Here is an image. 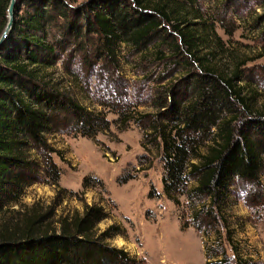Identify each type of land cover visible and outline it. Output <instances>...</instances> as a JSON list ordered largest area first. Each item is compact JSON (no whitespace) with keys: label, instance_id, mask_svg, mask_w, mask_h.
<instances>
[{"label":"trees","instance_id":"1","mask_svg":"<svg viewBox=\"0 0 264 264\" xmlns=\"http://www.w3.org/2000/svg\"><path fill=\"white\" fill-rule=\"evenodd\" d=\"M9 1L0 0V35ZM195 3L90 0L72 8L64 0L16 1L13 28L0 45V264H144L109 244L122 233L119 227L98 231L109 217L102 206L86 205L82 215L61 219L58 231L43 225L40 216L20 215L13 209L45 168L53 184L59 180L46 134L59 131L95 140L109 131L105 113L80 105L58 81L56 68L73 62L91 38L111 54L117 43L135 54L150 55L152 50L159 62L183 71L161 98L155 95L151 103L155 112L134 122L160 154L162 194L176 207L185 196L192 226L210 240L204 244L206 259L245 264L234 254L230 260L222 247L224 239L235 248L223 212L234 185H259L264 111L255 109L243 93L242 68L249 57H233L217 36L214 22L209 25ZM256 22L264 30V15ZM216 54L225 55L227 62L219 63ZM129 109L127 105L114 111L122 127L132 120ZM31 152H37L41 161L32 159ZM134 178L126 174L118 184ZM89 182L85 177L82 188L88 189ZM190 182L194 185L187 189ZM95 183L103 188L100 180ZM157 196L155 190L149 192V198Z\"/></svg>","mask_w":264,"mask_h":264},{"label":"rangeland","instance_id":"2","mask_svg":"<svg viewBox=\"0 0 264 264\" xmlns=\"http://www.w3.org/2000/svg\"><path fill=\"white\" fill-rule=\"evenodd\" d=\"M64 1L76 8L90 0ZM195 1L194 6L201 9L209 25L214 22L215 32L229 53L235 58L249 57L242 68L243 93L255 109L264 111V57L256 58L264 55V30L256 22L264 15V0ZM111 51L112 54L99 40L91 38L76 52L73 62L65 61L56 68L63 89L80 105L105 113L109 131L98 134L95 140L59 131L46 134L59 180L53 184L45 168L13 209L20 215L40 216L43 225L58 231L61 219L82 215L86 205H99L109 217L98 225V231L111 225L119 227L122 233L109 244L144 264H215L218 258L206 259L204 244L210 240L192 226L186 197L182 196L176 207L162 194L160 154L145 139L143 128L134 122L140 115L153 114L155 95L161 98L184 73L173 69L171 63L159 62L152 50L147 52L150 55H140L117 43ZM82 52H86L84 60ZM99 54L113 58L98 60ZM216 55L219 63L227 62L225 55ZM127 105L132 120L122 127L114 111ZM30 156L41 161L37 152ZM126 174L135 178L118 184L119 177ZM85 177L90 179L88 189L82 188ZM95 179L103 183V188ZM258 182L259 185H234L223 212L235 248L221 238L222 247L230 260L234 254L245 264H264V168ZM193 185L188 183L187 189ZM151 190L158 196L149 198ZM220 230L225 237L224 229Z\"/></svg>","mask_w":264,"mask_h":264},{"label":"water","instance_id":"3","mask_svg":"<svg viewBox=\"0 0 264 264\" xmlns=\"http://www.w3.org/2000/svg\"><path fill=\"white\" fill-rule=\"evenodd\" d=\"M17 0H10L9 5L7 8V22L6 25L0 35V45L4 42V40L7 38V36L10 34L12 28H13V22H14V8L16 5Z\"/></svg>","mask_w":264,"mask_h":264}]
</instances>
